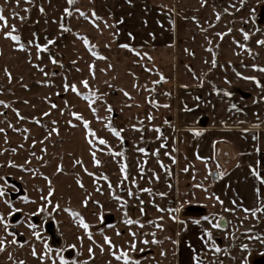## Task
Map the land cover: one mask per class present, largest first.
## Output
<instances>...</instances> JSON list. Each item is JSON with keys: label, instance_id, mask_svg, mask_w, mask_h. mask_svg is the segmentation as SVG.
<instances>
[{"label": "rangeland", "instance_id": "1", "mask_svg": "<svg viewBox=\"0 0 264 264\" xmlns=\"http://www.w3.org/2000/svg\"><path fill=\"white\" fill-rule=\"evenodd\" d=\"M0 8V264H264V214L228 201L223 177L234 155L264 149V71L252 67L264 68V0ZM12 25L19 42L4 35Z\"/></svg>", "mask_w": 264, "mask_h": 264}, {"label": "snow or ice", "instance_id": "2", "mask_svg": "<svg viewBox=\"0 0 264 264\" xmlns=\"http://www.w3.org/2000/svg\"><path fill=\"white\" fill-rule=\"evenodd\" d=\"M74 2H75V0H68V3H69V4H73ZM240 2H241V4H243L244 0H240ZM17 3H19V0H17ZM40 10L43 11V8H41ZM64 11H65V13H67L69 16L71 15V11H70L69 9L66 8ZM77 11H80V10L77 9ZM13 14L16 15V13H13ZM81 14H83V13H81ZM95 15H96V13H95V11L93 10V12H92V16L95 17ZM20 18L23 19V17H20ZM219 18H220V14L217 13V14H216V19L219 20ZM194 19H195V18H194ZM0 22H2V23H0V29H2L3 27H6V26L8 25V19L3 15V8H0ZM93 23H94V21H93ZM60 26H61V28H63L65 31L68 30V29L65 27L64 24H61ZM15 30H16V29H15V25H12V31L4 32V35H5L6 37L10 38V39H11L12 41H14V42H19L20 39H21V37H20L19 35L14 34V33H15ZM228 31L230 32L231 29H229ZM129 35H131V34H129ZM219 35H220L221 37H223L224 33H220ZM248 38H249V34H248L247 32H245V33H244V39H248ZM84 42H85V44H88L89 47H91V44H90V42L87 40L86 37L84 38ZM52 43H54L53 40H49V41H48V44H52ZM257 43L264 45V40H259V41H257ZM17 46H18L20 49H23V48L25 47V45L22 44V43H17ZM38 47H39L41 50L47 51V44H45V45H38ZM122 47L130 48L131 46L128 45V44H125V45H122ZM249 51H250V50H249ZM94 54H96V53H94ZM137 55H139V53H137ZM101 58H103V57H101ZM53 62H54V63L56 62L54 58H53ZM91 67L94 69V66H91ZM252 67H253V68H259L260 71H264V68H260L258 65H255V64H254V65H252ZM93 74H94V72H93ZM8 75H9V78H11V73H8ZM238 75H239V74H238ZM162 78H163V77H162ZM244 78H245V79H249V80H253V81H255L257 84L260 83V81H259L256 77H254V76H249V77H244ZM82 83L85 85V87H88V82H87V80L83 81ZM69 87H71L73 91H76L77 93H79V89H77L75 85H68V84H65V90H67ZM126 94H127V93H126ZM228 94L231 95V93H228ZM85 99H91V97H90V96H85ZM2 103H4V102H3V101H0V104H2ZM53 107H55V105H53ZM233 107H235V106H233ZM109 110H111L110 106H109ZM92 111L95 112L96 109L93 108ZM45 115H47V113H45ZM72 115L78 117V118L81 119V120H83V117H82L79 113L73 112ZM83 123H84V126L87 128L88 135H89L90 137H96V133H95L94 130L90 127V122L87 121V120H83ZM108 127L111 129V131H112L117 137H120L121 140L123 139V137L120 135V131H119V130H117V129H115V128H112V127H111V124H109ZM2 131H4V129H0V132H2ZM197 134H199V133H197ZM96 139L99 140V143H100V144L106 145V144L108 143L107 140L103 139L102 137H96ZM89 142L94 144V142H93L92 140H90ZM94 146H95V145H94ZM139 151L143 153V152H146V149H144V148H140ZM156 154H157V155L159 154V150H157ZM116 155H121V153H116ZM92 156H93V159H94L95 163H96L97 165H100V164H101V161H100L99 159L96 158V154H95V152L92 153ZM172 159H173V161H175V157H172ZM10 163H11V162H10ZM76 163H81V161L78 160V161H76ZM21 167H22V166H21ZM58 170H60V169H58ZM141 170H143V169H141ZM85 171H86V169H85ZM121 171H123V172L125 173V178H127L126 165H124V166L122 167ZM184 171H188V169L185 168ZM103 178H104L105 180L108 179L107 176H104ZM157 179H158V177H157ZM109 186L111 187V185H109ZM81 187H83L82 184H81ZM142 190H143V191H150L149 189H142ZM3 194H4V190H3V188H0V196H3ZM129 194H130V195L132 194L130 190H129ZM49 195H51V193H49ZM161 195H164V194L161 193ZM116 198H117L118 200L121 199V198H119V197H116ZM9 203H10V202H9ZM87 203H88V200L86 199V200L84 201V204L87 205ZM97 203H99V202L97 201ZM262 207H264V206H262ZM260 210H261V209H256V211H260ZM13 211H15V209H13ZM245 211H250V210H249V209H245ZM9 215H12V212H9ZM74 215L79 216V213H74ZM125 215H127L126 212H125ZM101 219H103V215H102V214H101ZM0 221H3L5 224H7V221L4 219V216H3L2 214H0ZM197 222H198V221H197ZM80 223L82 224V226H83L84 229L87 230V229L90 228L89 224L85 223L82 217L80 218ZM126 223H128V224H132V223H134V221H133L132 219L129 218V219L126 220ZM136 223H138V221H136ZM157 226L160 227V225H157ZM219 226H220V225H218V224L216 225V227H219ZM141 227H142V225H141ZM118 234H119V233H118ZM37 235H38V234H37ZM132 235L135 236L136 234H135V233H132ZM210 235H211V233H209V236H210ZM88 236H89V238H91V236H92V233H91L90 231L88 232ZM104 239H105L106 243H107L111 248H115V245H113V242H112V240H111L109 237L105 236ZM13 242H15V241H13ZM144 243H148V241L145 240ZM72 247H75V246L73 245ZM100 247H101V251H103V250H104V249H103V245H101ZM244 247H247V246L245 245ZM132 248H133V249L135 248V245H134V244H132ZM0 251H3V243H2V242H0ZM217 251H219V248H217ZM88 252L91 253L92 256L95 255V253H94V251H93V249H92L91 247H89ZM111 254H112L114 257H116L117 259H121V258H123L125 261H128V260L131 259V257H129V256L127 255V253H126V252H123V251H121L119 255L117 254L116 251H112ZM33 255H36L35 251H33ZM61 259L63 260V257H61ZM20 264H23V262H20ZM64 264H67V261H64ZM85 264H87V261H85ZM136 264H139V262L137 261Z\"/></svg>", "mask_w": 264, "mask_h": 264}, {"label": "crops", "instance_id": "3", "mask_svg": "<svg viewBox=\"0 0 264 264\" xmlns=\"http://www.w3.org/2000/svg\"><path fill=\"white\" fill-rule=\"evenodd\" d=\"M255 150L251 154L253 158L249 157L247 161L235 162L234 155V162L229 169L224 170L223 177L231 185L232 197L228 201L239 205L247 203L249 205L243 208L249 209V213L264 214V149L257 150L255 146Z\"/></svg>", "mask_w": 264, "mask_h": 264}, {"label": "water", "instance_id": "4", "mask_svg": "<svg viewBox=\"0 0 264 264\" xmlns=\"http://www.w3.org/2000/svg\"><path fill=\"white\" fill-rule=\"evenodd\" d=\"M214 177L216 178L218 177V172H215Z\"/></svg>", "mask_w": 264, "mask_h": 264}]
</instances>
